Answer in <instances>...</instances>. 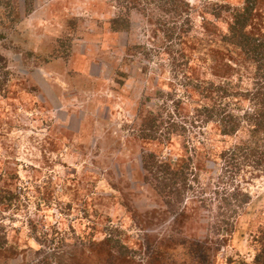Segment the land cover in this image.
I'll use <instances>...</instances> for the list:
<instances>
[{
	"label": "rangeland",
	"instance_id": "rangeland-1",
	"mask_svg": "<svg viewBox=\"0 0 264 264\" xmlns=\"http://www.w3.org/2000/svg\"><path fill=\"white\" fill-rule=\"evenodd\" d=\"M184 2L189 35L200 39L184 48L196 73L215 79L205 31L226 24L208 14L244 0ZM137 3L130 29L114 32L116 0H0V186L20 196L17 210H0L15 253L0 254V264H32L57 249L66 257L60 264H196L191 246L199 241L206 264H253L264 180L244 184L251 201L235 218L219 166L203 154L182 217V206L167 207L145 181L144 154L175 168L183 155L176 139L162 145L139 137L140 115L160 106L158 94L178 89L164 55L169 12L153 0ZM258 9L264 17V0ZM208 132L198 148L212 157L234 141Z\"/></svg>",
	"mask_w": 264,
	"mask_h": 264
},
{
	"label": "trees",
	"instance_id": "trees-1",
	"mask_svg": "<svg viewBox=\"0 0 264 264\" xmlns=\"http://www.w3.org/2000/svg\"><path fill=\"white\" fill-rule=\"evenodd\" d=\"M138 1L116 0L121 11L110 22L114 32L130 29L129 11ZM153 1L169 12L167 14L172 19L169 21L171 27L164 30L165 37L171 42L165 47L164 55L168 57V72L178 91L158 94L160 106L140 115L139 137L162 145L176 139L183 158L175 168L158 155L144 154L145 181L167 207L179 209L177 207L182 206L176 212L178 217H182L188 192L193 189V183L199 182L195 161L198 155L203 154L218 164L217 178L228 186L226 197L235 203L233 206L237 209L231 211L235 218L241 205H248L251 201L250 191L243 188L244 184L253 185L255 181L264 180V17L258 9L263 0H244L238 8L219 5L208 14L215 21L226 24V28L216 34L202 28L207 33L204 41L212 50L210 70L214 71L215 79L197 74L184 48L188 47L190 40H200L189 35L192 31L189 4L184 0ZM162 25L164 27L165 23ZM248 67L252 72L245 77ZM208 129L218 135L220 142L234 141L218 150L213 157L205 150L200 152L199 148L208 143V135L211 136ZM192 133L206 136L205 140H193ZM241 134L247 138L235 141ZM19 204L17 193L0 186L1 211L17 210ZM29 224L35 232L34 226ZM4 231L0 223V254L8 252V257H11L15 253L7 248ZM258 244L259 251L253 264H264V226L259 232ZM204 245L199 241L191 246L199 254L196 264L208 262ZM120 253L125 255V252ZM62 254L57 249L32 264H60L66 259ZM109 255L112 256L111 253Z\"/></svg>",
	"mask_w": 264,
	"mask_h": 264
}]
</instances>
